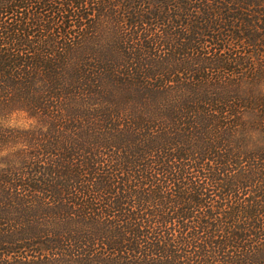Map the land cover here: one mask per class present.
Here are the masks:
<instances>
[{
	"label": "trees",
	"instance_id": "trees-1",
	"mask_svg": "<svg viewBox=\"0 0 264 264\" xmlns=\"http://www.w3.org/2000/svg\"><path fill=\"white\" fill-rule=\"evenodd\" d=\"M0 264H264V0H0Z\"/></svg>",
	"mask_w": 264,
	"mask_h": 264
},
{
	"label": "rangeland",
	"instance_id": "rangeland-1",
	"mask_svg": "<svg viewBox=\"0 0 264 264\" xmlns=\"http://www.w3.org/2000/svg\"><path fill=\"white\" fill-rule=\"evenodd\" d=\"M10 122L13 124H20L23 125L25 122L27 123V120L24 117L15 116V118H11Z\"/></svg>",
	"mask_w": 264,
	"mask_h": 264
}]
</instances>
